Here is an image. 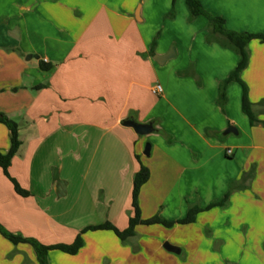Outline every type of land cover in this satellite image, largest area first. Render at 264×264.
Listing matches in <instances>:
<instances>
[{
  "label": "crops",
  "instance_id": "0c3cea01",
  "mask_svg": "<svg viewBox=\"0 0 264 264\" xmlns=\"http://www.w3.org/2000/svg\"><path fill=\"white\" fill-rule=\"evenodd\" d=\"M198 1L229 31L264 34V0ZM127 2L0 0V114L19 123L22 141L9 172L30 193L19 195L0 167V224L45 245L71 244L89 226L125 230L139 157L150 171L142 218L177 222L199 208L196 222L139 225L128 244L110 230L88 231L77 254L50 251L48 264H143L145 256L144 264H181L198 237L220 242L219 256L244 252V264H264V126L244 114L240 83L228 84L223 105L219 99L240 56L208 41V18H191L187 0ZM248 50L241 79L264 121V43L251 40ZM168 55L163 64L154 59ZM157 84L162 95L152 92ZM129 119L155 130L138 135L123 124ZM230 126L236 133L225 135ZM10 147L0 123V152ZM233 184L244 188L225 208L204 210ZM0 264L39 262L30 244L0 233Z\"/></svg>",
  "mask_w": 264,
  "mask_h": 264
},
{
  "label": "trees",
  "instance_id": "16d2710c",
  "mask_svg": "<svg viewBox=\"0 0 264 264\" xmlns=\"http://www.w3.org/2000/svg\"><path fill=\"white\" fill-rule=\"evenodd\" d=\"M187 6L189 8L191 18H196L198 16H206L209 21V34H208V41L213 42L216 41L220 43L222 46L227 47L238 53L240 56V61L236 69L228 76L226 80H224L220 84V103L226 101V88L229 83L231 82H238L243 87V97H242V110L244 114H246L249 118L250 124L255 126L257 124H261L264 126V121L258 120L256 114L253 111V104L251 103L248 97V87L242 81L241 74L246 69L249 63V50L248 44L251 40L257 39L260 42L264 43V34H250V33H237L233 31H229L225 24V20L221 17H213L206 13L204 8L202 7L200 1L198 0H187ZM40 67L44 71H48L51 69V65L46 64L45 62H40ZM45 86L42 85L39 88H44ZM0 123L5 124L10 130V138H11V147L6 154L0 152V167L2 168L6 177H8L14 185L15 191L23 196L27 197L30 193L23 189L19 182L10 175L9 167L12 162V159L15 157L16 153L18 152L22 141L20 139V125L19 123L7 117L4 114H0ZM140 162V169L136 173L134 177L133 183V192H132V208L134 211L133 216L130 218L129 226L125 230H120L116 226L112 225L111 223H105L103 225L97 226H89L86 227L82 232L76 237L73 243L71 244H55V245H45L40 241L34 238H28L23 236L22 234H15L8 231L2 224H0V233L6 239L11 241L13 244L18 245L20 243H27L30 244L36 251L38 256L39 264H48L47 257L50 251L59 250L66 254L75 255L77 254L80 249L84 246V238L83 234L88 231H96V230H110L113 231L118 238L123 243H126L128 240L134 238L136 236V228L139 225H156L161 224L165 227H172L175 224H189L193 223L196 220V216L202 209L199 208H192L190 209L188 216L185 219L179 220L177 222L167 221L159 215H156L149 219H143L140 209V193L142 187L149 181L150 179V171L149 169L142 164L139 157H137ZM246 177L244 176V181ZM244 188L241 184H233L230 187V191L225 195L222 201L212 203L209 208L216 207V206H225L230 198V195L233 191Z\"/></svg>",
  "mask_w": 264,
  "mask_h": 264
},
{
  "label": "rangeland",
  "instance_id": "374dc122",
  "mask_svg": "<svg viewBox=\"0 0 264 264\" xmlns=\"http://www.w3.org/2000/svg\"><path fill=\"white\" fill-rule=\"evenodd\" d=\"M131 2H132V0H130V2L126 3V5H125L126 9L129 7V4H131ZM114 4H115L114 5L115 8H118V9L123 8L122 5H119L120 3H114ZM183 5H184V9L187 10L186 4H183ZM131 10H132V8H131ZM190 22H191V19H190ZM35 60H37V58H35ZM229 191H230V189L228 190V192ZM227 205H228V203L223 207H221V206H216V207L225 208ZM216 207H212L209 209L207 207L204 210H211V209L216 208ZM206 221H208V220H206ZM206 224L207 223L202 222V224L199 225V227H200L199 229L201 230V233L203 231L206 238L210 239V237H212V233H211L212 231L210 230L209 225H206ZM201 226H204L203 229ZM196 230H198V229L196 228ZM203 240H204L203 238L198 237V239L195 238L192 241H188V243L186 244V247H185L187 253H184L182 256H180L181 264H240V263L244 264V262H245L244 261L245 259L243 258L244 252L235 253V255L232 257V259L230 257H226L225 255L219 256L218 253H219L220 242H216V244L214 243V245L210 246L209 242L203 241ZM128 243H130V242L127 241L124 244H128ZM167 243H169V242H167ZM214 253H217V255H215ZM188 255H189V257H188ZM140 260H143L145 263L146 261L147 262L150 261V258L148 256L147 257L145 256V257L140 258ZM154 260H159V258L153 259L152 260L153 263H154Z\"/></svg>",
  "mask_w": 264,
  "mask_h": 264
},
{
  "label": "water",
  "instance_id": "95a60500",
  "mask_svg": "<svg viewBox=\"0 0 264 264\" xmlns=\"http://www.w3.org/2000/svg\"><path fill=\"white\" fill-rule=\"evenodd\" d=\"M170 57V55H168V56H166V57H154V59L156 60V61H158L160 64H163L164 63V61L166 60V59H168ZM32 58V56L30 55V56H28V59H31ZM123 124L125 125V126H128V127H132L134 130H135V132L138 134V135H141V136H145V135H149V134H151V133H153L154 132V130H155V128H154V124L153 123H145V124H143V123H138V122H136V121H134V120H132V119H129V120H125L124 122H123ZM236 133V129H235V127H233V126H230L226 131H225V135H227V134H229V133ZM150 152H151V144L149 143V144H147L146 145V148H145V151H144V155H146V156H149L150 155ZM164 248L166 249V250H168V251H170V252H174V253H180V248H178V247H176V246H173V245H171V244H169V243H165L164 244Z\"/></svg>",
  "mask_w": 264,
  "mask_h": 264
},
{
  "label": "built area",
  "instance_id": "2783aa9c",
  "mask_svg": "<svg viewBox=\"0 0 264 264\" xmlns=\"http://www.w3.org/2000/svg\"><path fill=\"white\" fill-rule=\"evenodd\" d=\"M152 92L156 95H162L163 93V88L160 84H157L155 85L153 88H152Z\"/></svg>",
  "mask_w": 264,
  "mask_h": 264
}]
</instances>
